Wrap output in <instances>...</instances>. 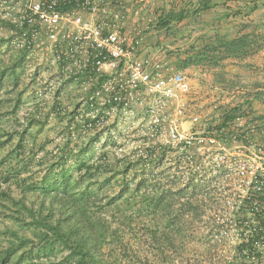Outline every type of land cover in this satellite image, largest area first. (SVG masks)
<instances>
[{
	"label": "built area",
	"instance_id": "1",
	"mask_svg": "<svg viewBox=\"0 0 264 264\" xmlns=\"http://www.w3.org/2000/svg\"><path fill=\"white\" fill-rule=\"evenodd\" d=\"M121 4V0H0V16L11 25L0 29V36L14 50L26 53L34 103L48 108L46 113L39 109L37 117L50 114L52 118L51 109L66 98L64 91L70 85L74 89L70 100L78 107L76 121L82 122L83 134L112 124L121 126L122 136L136 130L139 139L129 153L122 139L115 137L113 151L120 159H141L144 167L157 168L158 154L165 150V158L171 151L179 155L173 168L184 164L199 169L193 154L217 151V161L209 164L214 177L198 187L197 208L224 218L219 228L225 224L228 230L218 233L231 238V261L236 247L244 243L246 256L236 257V262L264 264V143L248 136L244 143L234 141L231 150L245 154L231 164L225 162L224 154L229 146L215 137L186 131L184 100L193 90L189 78L174 66L138 57L141 30L126 36L113 21ZM138 107L144 110L140 119L135 112ZM191 121L196 123L199 117ZM222 173L226 189L215 195L214 178ZM199 180L202 184L203 179Z\"/></svg>",
	"mask_w": 264,
	"mask_h": 264
},
{
	"label": "trees",
	"instance_id": "2",
	"mask_svg": "<svg viewBox=\"0 0 264 264\" xmlns=\"http://www.w3.org/2000/svg\"><path fill=\"white\" fill-rule=\"evenodd\" d=\"M258 7L257 3L251 5L247 15ZM60 9L66 10L65 7ZM242 10L238 7L233 15H240ZM183 18L184 12L171 14L162 29L168 30L171 21L180 22ZM9 27L10 23L0 16V29ZM247 28L248 25H242L241 31ZM226 38L216 36V43L206 46L202 54L187 57L180 67L205 63L216 67L226 56L240 57L250 47L247 35L233 40ZM27 62L25 52L14 50L8 40L0 36V149L18 138L13 149L0 159V223H3L0 264H121L119 252L125 251L121 248L123 233L125 226L132 224L124 208L138 203L137 196L140 204L152 212L168 205H164L166 201L161 195L154 199L139 196L148 179L131 189L127 178L130 173L143 169L144 162L118 158L113 151V140L110 144L104 141L101 154L95 156L99 134L82 133V122L76 121L78 107L60 120L64 125L59 143L55 139L38 143L37 135L47 125L50 114L38 118L32 111L24 125L17 119L24 104L23 77ZM50 113L54 114V106ZM246 116L243 105L223 107L217 117L206 124L204 135L215 137L227 146L234 141L244 143L249 137L248 131L233 126ZM7 122L18 125L8 131L3 128ZM34 126L36 133L32 131ZM165 156L166 151H160L157 159L162 161ZM115 184H119L120 189L112 193ZM191 199L185 204L189 206L187 211L196 217L197 205ZM151 238L159 240L155 231H151ZM163 238L160 246L174 245L169 235ZM247 249L244 243L238 245L235 260L228 264H238L236 257H245Z\"/></svg>",
	"mask_w": 264,
	"mask_h": 264
},
{
	"label": "rangeland",
	"instance_id": "3",
	"mask_svg": "<svg viewBox=\"0 0 264 264\" xmlns=\"http://www.w3.org/2000/svg\"><path fill=\"white\" fill-rule=\"evenodd\" d=\"M3 11L1 10V12ZM26 73L27 71L23 77L26 86L23 98L24 104L17 113V119L20 120L22 125L25 124V118L32 111L37 112L39 109H42V112L46 113L48 109L45 106L41 107L34 103L32 82L27 81L28 76ZM197 93L204 100L211 97L215 98L216 93L215 89H212L208 83L204 82V85L194 87L192 93L187 95L184 100L188 110L187 117H199V121L196 123L191 121V117L186 118V121H189L192 126L185 128V130L203 135L206 124L211 122L209 115L205 114L210 105H199L198 102L200 100L196 98L198 97ZM73 102H71L70 97L60 100L61 104L54 109L55 113L52 118L48 120L40 135H37L38 143L45 139H55L57 143L61 141L60 131L64 124L62 125L60 120L65 115L75 111L77 106ZM143 111L140 107L136 108L137 118H143ZM17 125L15 122H7L3 125V128L12 131ZM32 131L36 133L37 127L34 126ZM121 131V126L112 124L102 131L96 132L99 134L98 141L100 143L96 144L95 156L101 154L105 142L110 144L112 140L116 141L115 137H118V140L122 139L121 143L125 145L126 153L131 152L135 145L134 142L139 139L137 138L136 130H130L126 136H122ZM82 137H84L83 134ZM17 140L18 138L16 137L13 142L0 149V159L13 149ZM260 141L262 140L260 139L257 142L260 143ZM231 146L227 147L224 154H226L225 162L232 164L243 159L245 153L234 149L231 150ZM194 151L191 150V153ZM204 151L201 155L193 154L194 162L201 165L199 169L191 168L184 164L181 165V168H173L174 166L171 164L174 161H179V155L171 151L167 154L166 158L159 162L161 163L160 167H144L143 169H138L137 172L130 173L127 181L131 183L130 187L132 190L141 181L148 179L147 185L139 196L144 195L149 197V199H154L156 196L161 195L164 201H166L164 205L168 206L167 208H160L152 212L153 210L147 209L144 207L145 205L140 204L141 200L137 196L136 200L138 203L132 204V207L129 209L124 208L123 212L132 218V224L125 226L123 233L124 238L121 248L125 249V251L119 252L122 255L121 264H227L232 260L234 250L231 238L228 234L218 233V230H228L225 224L223 228H219L224 218L206 214L204 207H198L196 210L197 216L193 217L187 211L188 204H185L191 197H194L190 200L192 203H197L198 200H201L200 197H195V195H199L198 187L204 185L208 178L214 177L212 176L213 169L209 164H215L218 152L211 150V152L206 153ZM216 177L214 179H217V181L213 182L212 186V193L215 195L219 194V190H222L223 187L226 189L225 184H227L224 181L225 176L223 173L217 174ZM199 179H203L202 184ZM114 188L112 193L119 191V184H115ZM184 196L187 198H184ZM2 225L3 223L1 222L0 227ZM151 231L157 233V237H159L158 242L151 238ZM164 235L170 236L174 243L173 246L165 245L162 247L159 245V243L164 241ZM118 251L120 250L117 249Z\"/></svg>",
	"mask_w": 264,
	"mask_h": 264
},
{
	"label": "crops",
	"instance_id": "4",
	"mask_svg": "<svg viewBox=\"0 0 264 264\" xmlns=\"http://www.w3.org/2000/svg\"><path fill=\"white\" fill-rule=\"evenodd\" d=\"M120 11L113 13V21L126 36L136 29L142 32L143 42L138 57H149L166 66L181 70L193 88L208 83L215 89V98L204 100L197 93L199 105L208 104L205 112L209 119L216 117L223 107L243 105L247 116L233 128L248 131L249 138L264 143V0H121ZM257 10L247 15L251 5ZM204 6L207 8L202 9ZM238 7L242 13L234 16ZM114 8H116L114 6ZM200 11V12H199ZM184 12L185 18L171 21L168 30L162 25L171 14ZM85 18H90L85 15ZM242 25H248L241 31ZM233 40L247 35L250 47L244 55H229L213 67L205 64L181 68L189 56L202 54L209 44L216 43V36ZM72 86L66 87L64 95L71 99ZM210 102V103H208ZM188 116L187 118H190ZM255 119L259 121L253 122ZM192 126L189 121L183 128ZM259 143V142H257Z\"/></svg>",
	"mask_w": 264,
	"mask_h": 264
}]
</instances>
